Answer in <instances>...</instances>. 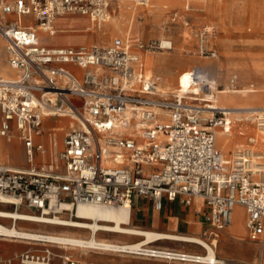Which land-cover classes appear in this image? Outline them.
I'll use <instances>...</instances> for the list:
<instances>
[{
	"label": "built area",
	"instance_id": "built-area-1",
	"mask_svg": "<svg viewBox=\"0 0 264 264\" xmlns=\"http://www.w3.org/2000/svg\"><path fill=\"white\" fill-rule=\"evenodd\" d=\"M127 1L145 5L149 0ZM112 13L111 0H0V36L7 65L14 70L12 76L0 77V137L17 136L30 162L25 168L0 163V199L37 218L60 212L75 218L79 203L122 206L142 195L160 207L163 196L169 201L181 197L185 204L198 197L209 208L204 217L208 226L182 242L200 245L204 252L169 250L150 256L218 264V259L203 260L205 244L216 247L220 231L231 224L235 205L245 209L249 240L260 242L264 148H257L252 136L228 156L218 148L216 129L229 131L234 119L211 97H199L211 88L198 81L199 68L190 70L192 84L197 80L194 86H198L193 96L191 91L179 89L168 95L156 88L144 73L139 52L170 49V40L166 47L161 41L156 45L119 36L103 45L62 47L40 42L38 31L54 33L56 17L79 14L98 22L107 21ZM213 35L212 26L198 29V55L217 57ZM66 64L81 68V75ZM230 86L236 88L235 76ZM245 90L255 87L251 83ZM47 116L68 117L78 125L67 131L50 162L38 165L35 156L47 154L39 139ZM246 116L264 132V108H254ZM50 143L55 149L56 143ZM51 256L48 247H28L0 262L50 264ZM63 264L111 263L67 259Z\"/></svg>",
	"mask_w": 264,
	"mask_h": 264
},
{
	"label": "rangeland",
	"instance_id": "rangeland-1",
	"mask_svg": "<svg viewBox=\"0 0 264 264\" xmlns=\"http://www.w3.org/2000/svg\"><path fill=\"white\" fill-rule=\"evenodd\" d=\"M111 5L113 13L110 18L107 21H94L91 29L80 34L82 37L74 40L61 35L54 38L51 42L85 40L86 43L95 42L103 45L109 43L114 37L119 36L123 38H139L144 43L155 42L157 45L162 39H166L172 42L170 49L154 47L145 48L139 52L144 66V73L154 80L158 90L165 91L168 95H171L172 92H177L179 89L176 88L175 79L178 73L183 69L190 71L194 67L199 68L200 72L205 73L209 78L211 76L215 77L214 79L217 80V88L219 89H224L226 86L230 88L232 76L236 77V88L238 89H246L251 83L255 87L254 91L264 89V0H149L145 5L131 3L126 0H111ZM176 12L183 15L188 23L185 24L183 22L186 20L185 18H181L179 15L175 16L174 13ZM79 18H83L88 23L86 17ZM203 25L214 28L212 43L217 50V57L215 58L201 56L196 52V32ZM149 60H153V62L148 64ZM258 64L260 66L255 67ZM216 65L220 66L219 70H216ZM4 68L7 69V73H3ZM13 74L14 70L7 65L4 53V41L0 36V77H8ZM195 87V91H197L198 86L196 85ZM193 92L191 91L188 94L193 96ZM214 92L215 90L211 85V88L208 90L204 89V93L200 94L199 97H214ZM213 97L211 99L218 104ZM230 117L233 119V114H230ZM245 122L250 124L253 130L256 128L255 123L252 121L247 119ZM238 123L239 121L232 120L231 129L227 132L236 142L233 148L225 150L219 146L216 132L217 146L226 156L236 148L245 146L247 144V137L254 135L252 131H244L242 134H238V132H242L241 130H236ZM77 125V122L68 117L48 116L43 121V133L39 137L47 147V154L45 158H42L41 155H36L35 163L41 165L44 162H50L51 157L55 156V153L62 148V141L67 131ZM135 127L128 128L127 132H130ZM50 140L56 143L55 149L51 148ZM0 141L17 145L16 149L20 157L18 161L17 159L13 161L11 158L0 157V163L9 166L13 165L18 168L27 167L30 164L24 153L23 144L17 136H13L10 140L0 137ZM261 147L264 148V146ZM3 207L11 209V206ZM62 217L67 220H80L77 217L69 218L66 214H62ZM0 222L10 225L11 219H0ZM16 225L39 233L75 234L82 236L88 234V231L84 229L76 230L72 227L56 224L17 221ZM230 229L229 226L226 228L228 232ZM97 236L107 238L113 242H116L115 240H131L141 237L105 231H98ZM220 238H222L221 235L218 237L214 253L222 247L221 242L219 243ZM180 243L193 245L190 242ZM28 247L38 250L48 247L52 252L50 264H63L64 258L60 256L64 253L71 254L72 258L70 259H86L93 262L111 264H128L143 260L142 257L163 259L158 256L137 253L101 251L96 249L84 250L77 247L73 249L70 246L65 247L64 244L59 243L0 237V256L9 255ZM173 261H175L174 264H187L184 261ZM158 262L167 264L164 260ZM15 264L20 263L15 262ZM262 264H264V249Z\"/></svg>",
	"mask_w": 264,
	"mask_h": 264
},
{
	"label": "bare ground",
	"instance_id": "bare-ground-1",
	"mask_svg": "<svg viewBox=\"0 0 264 264\" xmlns=\"http://www.w3.org/2000/svg\"><path fill=\"white\" fill-rule=\"evenodd\" d=\"M57 18L58 17H56L55 19ZM55 23L59 27L75 26L76 29L65 30L64 32H61L62 30H58V32H56L54 35H49V42L61 35H64L68 39L76 40L82 37L80 36L81 33H85L87 30L91 29V24L86 23V21H83L81 24L76 25L74 24L76 23L75 21H55ZM161 45L162 47L168 46L169 40L162 39ZM152 62L153 60H149L148 64H151ZM258 66L260 65L258 64L255 67ZM215 68L216 70H219L220 66L216 65ZM3 73H7V69L4 68ZM190 76L191 73L188 69L181 70L175 79L176 88L180 89L181 91L196 92V87L194 86V83H196L197 80L194 81V83L192 84ZM214 78L212 76L209 78L208 75H206L205 73H200L198 81H203L212 85L215 90V95L214 97H211H213V99L216 100L218 104L215 101L214 103L220 108L228 109L230 111V114H233V119L235 121H239L238 125L236 126V130H241L242 132H238V134H242L244 131H252L254 134L252 135V137L255 139L256 147L262 148L261 146H264V132L260 131L257 126L253 130L252 126L245 122V119L247 117L245 114L251 113L254 108H264V89L256 90L254 92H248V90H245L244 88L233 89L231 87L229 88L228 86H226V88L224 87V89H219L217 88V80ZM47 117H45V119H47ZM216 132L217 143L223 149L228 150L235 146V140L233 139V137H231V135H229V133L226 132V130L218 127L216 129ZM16 146L14 145V143L8 144L0 141V157L7 159L11 158L13 161H15L16 159L17 161L20 160ZM9 167L18 168L13 165H10ZM0 206H2V208H0V219H11L10 225H5L0 222V237L33 239L49 243H59L64 244L65 247L70 246L73 249L77 247L84 250L96 249L101 251L127 252L146 255H157L158 253H162L161 251L166 252L164 250L152 249L144 245L146 243L150 244V242L156 241L158 239L187 241V236L185 235L167 232H156L131 225L129 223L130 204L128 203L122 206L79 203L75 209V217L80 220L63 219L62 214H66L65 212H60V214H54L53 216H43L37 218L35 215L29 214L25 211L4 208L3 206H10V203L1 199ZM243 213L244 211L240 206L235 205L233 207L232 221L229 227L234 233L240 232L244 229L243 221L245 215ZM17 221H32L37 223L63 225L72 227L76 230H87L88 234L82 236L75 234L68 235L39 233L18 227L16 225ZM98 231L132 234L141 236V238L139 241L134 243H119L110 241L107 238L98 237ZM205 247L207 248L205 250L206 256L203 258V260L215 261L217 258L214 253V248L207 244H205ZM169 256L172 257L171 255ZM60 257H63L64 260L72 258L71 254L69 253L61 254Z\"/></svg>",
	"mask_w": 264,
	"mask_h": 264
},
{
	"label": "crops",
	"instance_id": "crops-1",
	"mask_svg": "<svg viewBox=\"0 0 264 264\" xmlns=\"http://www.w3.org/2000/svg\"><path fill=\"white\" fill-rule=\"evenodd\" d=\"M12 1V0H6ZM65 17V18H63ZM86 17L88 19V24L91 26L94 24V21L90 19V17L86 15L79 14H71L64 15L54 19L53 28L54 33L50 34L44 32L42 30L38 31V36L40 42L44 45L48 46H78L82 44H92L86 43V41H76V42H49V35H54L58 30H74L75 26L69 27H59L55 21H75L76 24H81L85 21L83 18ZM30 20V17H29ZM87 28V26H86ZM5 53V51H4ZM66 66L74 71L77 75H81L82 69L72 65L66 64ZM12 76V75H11ZM9 77V76H8ZM242 207L245 214V209ZM208 206L201 198H192L189 204H185L181 202V197H177L173 201H169L165 196L161 199L160 207H155L154 201L146 196L136 195L132 198L129 210V223L133 226L140 227L143 229H148L156 232L163 233H173L179 235H199L208 225L205 222V214L208 211ZM233 212V211H232ZM244 229L240 232L234 233L231 229L228 232L225 229L221 230L219 235L222 238L219 239V243L221 244V248L216 250L215 256L220 261L218 264H262V255L264 249V235L261 237L260 242H253L249 240L247 229L245 227V216L243 221ZM232 232V233H231ZM241 234V235H240ZM141 238V237H140ZM140 238H134L131 240H115L119 243H134L140 240ZM182 241H174L170 239H158L156 241L146 243L144 245L156 249V250H164V251H181L185 253H203L204 249L195 243L193 245H189L186 243H180ZM218 243V241H217ZM217 246V245H216ZM22 251V250H21ZM19 252L15 251L14 253ZM14 253L9 255H1L0 259H4L12 256ZM134 256V255H132ZM163 259H158L156 257H142L143 260L130 262L128 264H163L161 260L167 262V264H174V259H167L164 257H160ZM147 259V260H146ZM153 260V261H149ZM172 260V261H170ZM18 262L14 260L10 264H15ZM181 262V261H180ZM19 263V262H18ZM187 264H196L191 262H184ZM0 264H7L0 262Z\"/></svg>",
	"mask_w": 264,
	"mask_h": 264
}]
</instances>
